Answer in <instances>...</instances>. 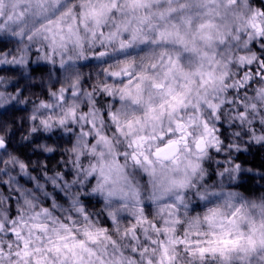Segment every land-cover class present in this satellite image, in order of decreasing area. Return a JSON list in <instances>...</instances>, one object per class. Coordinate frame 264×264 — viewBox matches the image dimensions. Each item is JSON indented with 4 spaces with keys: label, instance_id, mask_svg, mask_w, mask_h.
<instances>
[{
    "label": "clouds",
    "instance_id": "1",
    "mask_svg": "<svg viewBox=\"0 0 264 264\" xmlns=\"http://www.w3.org/2000/svg\"><path fill=\"white\" fill-rule=\"evenodd\" d=\"M0 264H264V0H0Z\"/></svg>",
    "mask_w": 264,
    "mask_h": 264
}]
</instances>
